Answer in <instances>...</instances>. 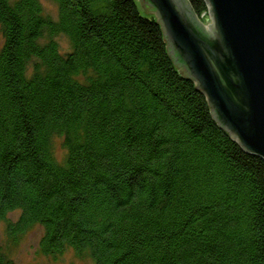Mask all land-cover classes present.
Returning <instances> with one entry per match:
<instances>
[{"label":"trees","instance_id":"obj_1","mask_svg":"<svg viewBox=\"0 0 264 264\" xmlns=\"http://www.w3.org/2000/svg\"><path fill=\"white\" fill-rule=\"evenodd\" d=\"M53 1L57 20L39 0H0L8 239L37 224L53 258L72 249L94 264H264V160L214 122L155 19L133 0ZM188 1L208 16L204 0ZM0 264H14L2 247Z\"/></svg>","mask_w":264,"mask_h":264},{"label":"water","instance_id":"obj_2","mask_svg":"<svg viewBox=\"0 0 264 264\" xmlns=\"http://www.w3.org/2000/svg\"><path fill=\"white\" fill-rule=\"evenodd\" d=\"M155 19L173 67L207 101L218 127L264 160V0H133Z\"/></svg>","mask_w":264,"mask_h":264},{"label":"rangeland","instance_id":"obj_3","mask_svg":"<svg viewBox=\"0 0 264 264\" xmlns=\"http://www.w3.org/2000/svg\"><path fill=\"white\" fill-rule=\"evenodd\" d=\"M39 1L43 7L44 13L50 18L57 20L59 16L57 4L53 0ZM56 40L63 53L71 49L68 37L60 35L56 37ZM53 150L56 159L60 163L64 162L66 150L63 146V139L61 137H54ZM17 217V212L9 216L12 220H15ZM5 229L6 223L3 221L0 222V247L9 253L10 257L14 260V264H94L93 259L88 254L78 256L72 249H68L56 258L44 255L40 250V240L44 234V229L40 225H33L19 238L16 244H13L8 239V234Z\"/></svg>","mask_w":264,"mask_h":264}]
</instances>
